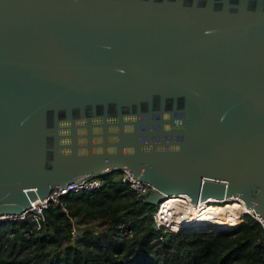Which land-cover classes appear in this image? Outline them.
<instances>
[{
  "label": "water",
  "instance_id": "obj_1",
  "mask_svg": "<svg viewBox=\"0 0 264 264\" xmlns=\"http://www.w3.org/2000/svg\"><path fill=\"white\" fill-rule=\"evenodd\" d=\"M124 168L264 219V0H0V214Z\"/></svg>",
  "mask_w": 264,
  "mask_h": 264
},
{
  "label": "trees",
  "instance_id": "obj_2",
  "mask_svg": "<svg viewBox=\"0 0 264 264\" xmlns=\"http://www.w3.org/2000/svg\"><path fill=\"white\" fill-rule=\"evenodd\" d=\"M104 178L94 192L0 222V264H264V228L253 217L217 233L164 234L153 225L157 206L137 199L119 173ZM121 225L132 236L120 235Z\"/></svg>",
  "mask_w": 264,
  "mask_h": 264
},
{
  "label": "built area",
  "instance_id": "obj_3",
  "mask_svg": "<svg viewBox=\"0 0 264 264\" xmlns=\"http://www.w3.org/2000/svg\"><path fill=\"white\" fill-rule=\"evenodd\" d=\"M119 173V179L122 183L129 186L134 191L136 198L145 201V198L155 190V187L147 181L140 180L133 175L130 169L117 170L113 173ZM109 173V174H113ZM105 176L90 175L79 180L69 183L66 187L56 186L49 195L43 199H36L32 207L26 209L22 214L2 213L0 222L18 221L26 216H33L42 212L52 203H58L60 198L80 192H94L105 185ZM239 204L245 206L244 209L238 210V225L232 228H223L213 224H201L205 220V212L209 207L221 208L230 204ZM224 211V210H221ZM225 213H230L225 211ZM246 215L256 219L264 228V219L253 209L246 206L242 199L237 196L230 198L217 199L209 197L197 203H192V197L189 194L165 195L156 210L152 214V221L155 229L161 230L164 234L168 233H217L223 230H232L244 222ZM205 216V217H204ZM201 218L197 223L195 218ZM119 234L122 236H132V230L127 226H119ZM163 237L161 236V239Z\"/></svg>",
  "mask_w": 264,
  "mask_h": 264
},
{
  "label": "bare ground",
  "instance_id": "obj_4",
  "mask_svg": "<svg viewBox=\"0 0 264 264\" xmlns=\"http://www.w3.org/2000/svg\"><path fill=\"white\" fill-rule=\"evenodd\" d=\"M238 198V197H237ZM239 199H242L239 197ZM245 206H241L237 203H235L234 205L233 204H230V205H227L225 207H222L223 209L221 208H217V207H209L205 212H209V214H205V220L203 219V223L201 224H204V225H207V224H213V225H218L220 227H223V228H232L233 226H237L239 223H238V217H237V213H238V210H242L244 209ZM221 210H224V211H221ZM225 211H229L230 213H225ZM223 216L226 217V219L228 220V223L229 225H226L224 224L223 222ZM196 222L199 223L201 222V218H195Z\"/></svg>",
  "mask_w": 264,
  "mask_h": 264
},
{
  "label": "rangeland",
  "instance_id": "obj_5",
  "mask_svg": "<svg viewBox=\"0 0 264 264\" xmlns=\"http://www.w3.org/2000/svg\"><path fill=\"white\" fill-rule=\"evenodd\" d=\"M227 225H229V224H227ZM76 234H79L80 235L81 233L79 231H77Z\"/></svg>",
  "mask_w": 264,
  "mask_h": 264
}]
</instances>
